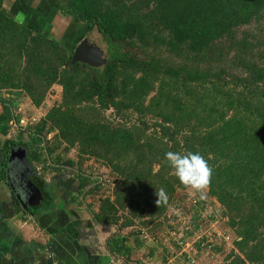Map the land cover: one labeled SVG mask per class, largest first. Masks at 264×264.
Masks as SVG:
<instances>
[{
  "label": "trees",
  "instance_id": "1",
  "mask_svg": "<svg viewBox=\"0 0 264 264\" xmlns=\"http://www.w3.org/2000/svg\"><path fill=\"white\" fill-rule=\"evenodd\" d=\"M4 1L0 91L25 97L23 110L41 115L26 126L38 145L17 143L6 137L8 117L21 120L13 109L0 122V147L22 144L34 176L35 162L43 171L71 167L81 185L72 201L97 199L87 204L93 221L132 229L106 240L108 253L122 264H149L137 256L147 234L174 236L170 231L183 218L193 229L205 218L197 205H215L181 185L165 160L168 151L199 153L213 170L206 194L220 204L205 215L226 218L234 232L224 264H264V0H60L71 19L100 35L107 48L101 67L72 61L66 44L12 17ZM54 86L60 96L46 102ZM43 136L45 143L38 141ZM71 150L74 157L64 160ZM87 160L109 170V194L96 170L83 169ZM39 178L43 196L36 207L48 200ZM160 188L167 206L155 204ZM184 191L195 199L193 219L180 203V213L170 207ZM45 204L52 209L50 200ZM170 213L174 222H167ZM187 225L179 238H168L172 247L163 248L161 261L190 238ZM199 243L194 260L206 252ZM182 256L189 264L186 252L175 257L177 264H184Z\"/></svg>",
  "mask_w": 264,
  "mask_h": 264
},
{
  "label": "rangeland",
  "instance_id": "2",
  "mask_svg": "<svg viewBox=\"0 0 264 264\" xmlns=\"http://www.w3.org/2000/svg\"><path fill=\"white\" fill-rule=\"evenodd\" d=\"M20 2L22 5H24L23 8L19 10L17 9V12H14L12 8L18 7V4ZM4 6L8 9V13L15 15V18L18 21L24 22L26 25L31 24L32 26L37 23L40 28L42 27L43 33H48L55 39L60 40L63 44H66L68 48H70L71 54L84 38L89 37L98 42L107 55L106 45L104 44L97 31H86V27L82 23L80 24L74 22V20L71 19V17L67 14L60 0H5ZM38 11L40 12V14H38ZM47 13L48 16H46ZM101 66H103V64L98 65L97 67ZM52 90L53 91L51 95H49L48 99L45 100L46 102L55 98H59L60 88L58 86H54ZM4 92L5 91H0V122L4 121L9 116V114L13 115L12 111L15 108L16 109L14 110V114H21V116L19 117H21L22 120H20V122H17L18 126L13 129L14 131L12 133H10L9 131L6 137L11 138V140H13L14 142L16 141L17 143L21 140L22 142L30 141L32 144H34L30 139L27 130L28 128L26 126L28 125V123H34L38 121L41 115L40 111L38 109H36L35 111H31L29 109L23 110V106L28 104V101L25 97L21 98V100L19 97L18 100H16L14 94H6ZM8 118V122L9 124H11V116ZM51 135L52 133L48 136ZM38 141L45 143V136L39 137ZM35 145L38 144H34L32 146ZM39 147L41 148L43 146L40 144ZM6 153L7 152L5 148L0 147V154ZM74 153L75 151L72 150L64 152V160H67L70 157H74ZM2 164H4V162L0 163V170H2ZM39 165L40 164L35 162V166L38 167V171L41 170L39 179L42 181V184L45 185V189L48 192L46 193L47 195H45V198H47L48 200L44 201L49 202L50 200V202H56L55 199H60L61 201H63L64 208L60 211L59 217H61L62 219H70V233L72 235V244L70 245V258H67L69 253H66V255H63L64 257L62 256L60 257V259L63 261H68L69 264H122L121 259L115 258L110 255V253H108L105 245L106 237H109V234L115 232L128 234L132 229L125 228L122 231H119L117 230L116 226L103 225L93 221L91 217V211L93 212V209H89L87 207V204L90 203L94 206V204L96 203L94 200L97 199L93 200L90 196H88L86 197L87 201L85 200L81 203V205L77 204V202L74 203L72 201L71 194H76L77 191L81 188V185L71 167H65V169L61 171L60 176H55L56 174L52 176L51 172L48 173L49 170L43 171ZM83 169L86 172H88V170H96V174H99L102 178H104L102 187H104L105 189L103 190L108 194L110 193L109 187L111 185L112 177L110 178L109 170L107 168L98 165L92 160H87L83 164ZM5 180V178L0 179L2 185L6 183ZM49 183L54 184V186H50L52 188V191L56 187L55 193L51 192L49 190L50 188H46ZM84 187H86V185H83V188ZM0 189V195L2 193L9 192L6 185L0 186ZM76 197L78 198V200H80L78 196ZM177 202L181 204V206L187 212L189 218L193 219V211L195 210V208H193V205H196V203H194L193 201L191 202L188 192H180L176 203H174L176 206L172 204L170 207H173L174 209L175 207H179ZM197 206L198 208H200V210L198 211L201 213V218H205L199 220L202 224H200V227L199 225H197L195 228H193L196 234H204L206 238L212 239L214 238L212 237V232H214L215 234V230L218 229L219 231L226 230L229 233L231 240L234 238V232L229 227H226V218L221 220H210V218L205 215L210 213V210L215 205L213 206L210 202L209 204H200ZM172 215L173 213L169 214L167 222H174ZM186 224L187 221H181L180 225L178 224L174 231H170L174 236L166 234V231H161L160 233L158 231H152V233H154L153 235H149L150 233L147 234L145 237L147 240L146 244L138 251L137 256L142 257L143 260H145L149 264H177L178 261L175 258L176 256H169L165 262L161 261V259L163 258L162 251L164 250V247L165 249L170 246L172 247V240H169L168 238H172L173 240H175V237L179 236V233L182 232V227ZM222 227L226 228L223 229ZM45 235H47L48 237H46L50 240L52 238L57 239L52 235L49 236V233L47 231H45ZM192 240L193 238L190 237L184 242L185 251H187L190 247L189 245H191ZM215 240L219 239L215 238ZM128 242L131 244L133 243L131 234H129ZM221 242L222 241H219L218 245H216L218 252L215 253L214 256L209 253H205L203 255L201 254L199 257L195 258L193 264H224V255L227 254L231 249H227V246L221 244ZM155 245L158 248L152 251L151 247H155ZM152 253L154 255L151 256L150 254ZM180 261L185 264L186 259L182 256L179 262Z\"/></svg>",
  "mask_w": 264,
  "mask_h": 264
},
{
  "label": "crops",
  "instance_id": "3",
  "mask_svg": "<svg viewBox=\"0 0 264 264\" xmlns=\"http://www.w3.org/2000/svg\"><path fill=\"white\" fill-rule=\"evenodd\" d=\"M18 5V7L12 8L14 12L24 6L21 2ZM38 14H40L39 11ZM10 15L15 18V15ZM46 16H48V13ZM28 26L34 31L43 33L42 27L40 28L37 23L33 26L31 24ZM43 34L50 35L48 33ZM3 155L0 154V163L3 160ZM63 169L65 167L59 172H56L55 169L47 170H49L48 173H52V176L55 174V176H60ZM36 170L37 174L35 176L31 175V183H35L38 186V176L41 170L38 171V167H36ZM4 185L0 181V186ZM50 189L52 188L50 187ZM8 191V193L0 195V214L2 215H0V264H69L68 261L60 259L66 253H69L67 258H70V245L72 244L70 219L59 217L60 211L64 208V202L62 201L63 207L60 208L59 199H55L56 202L51 201L53 203L52 209L49 207L46 210L48 205L45 202H43V206L40 204L39 207H36L38 206L36 203L38 198L32 203H30V200L21 204V202L19 203L15 200L9 187ZM27 204L30 206L24 208ZM45 231L49 233V236L52 235L57 239H48Z\"/></svg>",
  "mask_w": 264,
  "mask_h": 264
},
{
  "label": "clouds",
  "instance_id": "4",
  "mask_svg": "<svg viewBox=\"0 0 264 264\" xmlns=\"http://www.w3.org/2000/svg\"><path fill=\"white\" fill-rule=\"evenodd\" d=\"M165 160L173 169V174L179 183L186 188L202 191L210 185L213 170L201 154L193 152L181 154L168 151L165 153ZM155 195L157 207L168 205L169 198L164 188L156 190Z\"/></svg>",
  "mask_w": 264,
  "mask_h": 264
},
{
  "label": "flooded vegetation",
  "instance_id": "5",
  "mask_svg": "<svg viewBox=\"0 0 264 264\" xmlns=\"http://www.w3.org/2000/svg\"><path fill=\"white\" fill-rule=\"evenodd\" d=\"M24 148L25 147L22 144L12 146L6 151L7 153L3 155L2 161L6 165L4 169L6 183L4 184H7L6 186L14 190L15 196L21 204L43 196L42 190L39 189L35 183H31V175L35 170H33L28 164L24 163L25 157L28 155ZM11 154L12 159L9 164V157Z\"/></svg>",
  "mask_w": 264,
  "mask_h": 264
},
{
  "label": "built area",
  "instance_id": "6",
  "mask_svg": "<svg viewBox=\"0 0 264 264\" xmlns=\"http://www.w3.org/2000/svg\"><path fill=\"white\" fill-rule=\"evenodd\" d=\"M22 121V120H21ZM11 125H12V127L10 128V133H12L14 130V128L16 127V126H18L17 125V121L15 120V118H12V120H11ZM193 202H195V199L193 200ZM175 210H176V212H179V210H180V208H175ZM180 213V212H179ZM179 213H177V215H179ZM186 217V216H185ZM185 218H183V221H185L184 220ZM187 225V224H186ZM197 225H199V227L201 226L200 225V223H196V225H195V227L197 226ZM186 228V230L185 231H187V232H190L189 234H190V237L191 238H193V240H192V242H191V245H189L190 247L188 248V250L187 251H185V244L182 246V243H180L181 244V249L174 255V256H176V257H179V256H181L183 253H184V251L187 253V256H186V258H187V263H190V262H193L194 261V258L192 257V256H194V254H195V251H196V244L198 243V242H200L199 244L201 245V246H203V247H205L206 249V252L205 253H209V254H211L212 256H214V254L215 253H217L218 251H217V246L216 245H218V243H219V241H222L221 242V244H224V245H226L227 246V249H231V248H233V243H232V240H231V238H230V235H229V233H227V231H219L218 229L217 230H215V234H214V232H212V237H214V238H212V239H209V238H205L204 239V234H196L195 233V230L194 229H191V228H189V226L187 225V226H185ZM194 227V228H195ZM184 230H182V232H183ZM172 235H173V233H172ZM180 235H181V233H179V236L177 237L176 236V238H179L180 237ZM215 238H217V239H219V240H215Z\"/></svg>",
  "mask_w": 264,
  "mask_h": 264
},
{
  "label": "water",
  "instance_id": "7",
  "mask_svg": "<svg viewBox=\"0 0 264 264\" xmlns=\"http://www.w3.org/2000/svg\"><path fill=\"white\" fill-rule=\"evenodd\" d=\"M107 53V52H106ZM107 55L105 54L104 49L100 46V44L93 39L86 37L84 38L78 46L74 49L72 53V61H83L89 63L93 66L101 65L105 62ZM12 152V150H11ZM12 159V154L9 157V164L10 160ZM9 170V169H8ZM7 170V171H8ZM34 175V174H32ZM208 188L206 187L202 191H197L199 196L204 198L205 200L212 199L215 204V209L218 211L220 208L219 202L214 197L207 196ZM22 201V200H21Z\"/></svg>",
  "mask_w": 264,
  "mask_h": 264
}]
</instances>
